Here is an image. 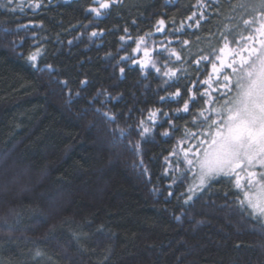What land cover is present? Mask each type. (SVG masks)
<instances>
[{"label":"trees","instance_id":"obj_1","mask_svg":"<svg viewBox=\"0 0 264 264\" xmlns=\"http://www.w3.org/2000/svg\"><path fill=\"white\" fill-rule=\"evenodd\" d=\"M35 2L0 7V264H264V218L237 202L233 180L190 194L193 177L172 155L185 128L198 130L197 90L211 66L194 61L222 35L247 36L252 12L240 5L257 0H202L203 9L201 0H119L100 17L87 11L93 0ZM140 36L160 73L121 59H144ZM161 42L181 61L167 60ZM165 63L181 70L178 83L165 84ZM177 88L196 94L192 114L173 116L175 131L160 115L148 123L153 109L182 107L159 99Z\"/></svg>","mask_w":264,"mask_h":264},{"label":"snow or ice","instance_id":"obj_2","mask_svg":"<svg viewBox=\"0 0 264 264\" xmlns=\"http://www.w3.org/2000/svg\"><path fill=\"white\" fill-rule=\"evenodd\" d=\"M119 0H93L96 7H90L88 12L100 17L102 13ZM12 0H0V7H7ZM42 0L32 5L35 8L41 6ZM199 7L203 9L205 5L202 0ZM243 8H251L252 19L243 21L249 29V34L245 36L239 34L238 38L229 40L228 35H222V46L215 49L211 56L202 55L194 61L200 65L201 62L211 66V72L207 79L201 81L205 86L203 90L198 89L200 100L203 104L197 111V118H193L192 124L198 129L191 131L184 129V139L179 141L177 148L172 151V155L178 157L176 164L181 163L187 166L186 172L193 177L194 186L188 188V192L194 193L197 189L205 190L211 186L213 181L220 177L230 178L234 182V188L243 193V199L237 202L251 209L253 215L264 218V0H257L251 5H240ZM14 11L15 9H10ZM259 12L258 17L255 15ZM193 12L188 20L192 23L187 27L191 29L193 24L198 28L204 13ZM165 21H157L156 31L164 32ZM184 25L177 29L182 32ZM125 31H127L125 29ZM92 36H97V32H92ZM149 35V34H146ZM124 37H121L123 40ZM134 52L143 54L144 59L137 61L134 57H122L123 60L132 59L138 63L141 71H146L151 67L155 72L160 73V68L156 67L154 61L150 60V52L146 46L145 36H140L135 41ZM161 54H166V59L171 61H181L182 57L174 48L163 46ZM171 43V41H169ZM181 45H187L188 41H180ZM40 56L39 49L31 52L27 56L29 64L36 68ZM166 71L162 73L166 78L165 84L178 83L180 77L177 72L180 69L168 68L167 63L163 65ZM51 70V65H46ZM123 75L124 68L119 69ZM65 85L67 81L63 82ZM86 84L87 81H82ZM195 87V85H193ZM166 90V89H165ZM187 98L181 96L180 89L169 93L168 96H161V103L183 101L182 107L174 109L172 115L161 109H153L148 113V123L155 126L158 115L163 116L169 123V127L176 130V125L171 123L173 116L182 118L181 113L191 115L190 104L195 107L200 103L193 93L192 88H187ZM99 111V110H98ZM110 121H114V116L102 113ZM140 135L148 134L151 129L145 126L144 121L140 122ZM121 136L124 131H120ZM169 132L162 133L169 136ZM137 149L139 145L135 146ZM139 155V153H137ZM140 166L143 167L141 160ZM256 188L253 194V188ZM172 193L169 192V196ZM192 196H188L191 200ZM185 201V203L188 202ZM179 219V218H177ZM39 253H37L38 255Z\"/></svg>","mask_w":264,"mask_h":264},{"label":"rangeland","instance_id":"obj_3","mask_svg":"<svg viewBox=\"0 0 264 264\" xmlns=\"http://www.w3.org/2000/svg\"><path fill=\"white\" fill-rule=\"evenodd\" d=\"M259 15V12H258V14H257V16ZM194 186V185H193ZM256 188H258V186H256L255 188H253V194L255 193V191H256ZM198 190V189H197ZM241 199H243V193H241Z\"/></svg>","mask_w":264,"mask_h":264}]
</instances>
